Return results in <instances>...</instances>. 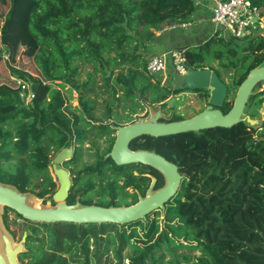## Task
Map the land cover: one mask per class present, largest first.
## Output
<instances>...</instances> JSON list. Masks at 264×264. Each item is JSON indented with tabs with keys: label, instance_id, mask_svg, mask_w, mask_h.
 I'll list each match as a JSON object with an SVG mask.
<instances>
[{
	"label": "trees",
	"instance_id": "obj_1",
	"mask_svg": "<svg viewBox=\"0 0 264 264\" xmlns=\"http://www.w3.org/2000/svg\"><path fill=\"white\" fill-rule=\"evenodd\" d=\"M252 2L264 16V0ZM19 11L25 12L26 34L35 42L28 58L36 63V75L2 63ZM194 14L193 0H0V181L20 193L52 197L57 188L48 170L52 155L73 147L64 163L73 167L68 205L78 200L81 206H131L146 195L151 178L145 174L156 178L154 191L161 189L165 178L157 170L142 164L120 167L105 158L115 129L92 123L120 108L132 115L166 106L167 100L188 91L161 85L149 75L145 54L157 32L190 23ZM186 57L189 69H209L220 79L233 73L231 81L240 85L263 65L264 37L239 48L232 40L212 36L186 48ZM86 67L92 71L80 81ZM73 91L77 106L66 99ZM100 106L104 110L97 118ZM231 107L225 102L221 109L228 112ZM238 128L154 138L175 151L204 154L179 169L188 176L182 175L163 211L123 225L25 221L20 229L29 232L28 251L22 258L26 264H109V250L115 247L118 264H264V158L251 163L245 159L264 151V128L255 130L258 140H243L240 152L234 144L243 135ZM103 138L104 152L77 168L85 143ZM212 146L220 153L211 152ZM130 148L144 149L135 140ZM157 149L158 154L164 150Z\"/></svg>",
	"mask_w": 264,
	"mask_h": 264
},
{
	"label": "water",
	"instance_id": "obj_2",
	"mask_svg": "<svg viewBox=\"0 0 264 264\" xmlns=\"http://www.w3.org/2000/svg\"><path fill=\"white\" fill-rule=\"evenodd\" d=\"M263 36L264 31H260L257 37ZM238 46L239 40H232ZM109 76V73H107ZM264 82V65L252 69L244 81L235 86L236 94L232 108L228 113L223 114L218 108L222 107L227 96L228 87L221 81L218 75L209 70L190 69L187 75L180 79L179 87L182 90H209L208 106L195 116L177 122L158 123L159 118L170 119L163 116L159 108L151 111V118L148 121L141 119L138 123L127 126L115 127L116 134L113 146L105 158H110L117 166H131L142 164L159 171L165 178V185L152 191L155 179L152 180L146 191L145 197H139L138 202L128 207H101V206H81L77 200L74 204L66 203L70 190L69 173L62 167V163L72 156V147L64 148L56 153L52 170L55 174L58 188L52 198L53 206L40 207L33 205L30 198H36L31 192L20 193L17 188L0 181V206L14 211L22 219L29 222L41 224L69 223V224H108L115 223L123 225L131 222H138L145 219L146 215L154 210H164V205L177 192L182 175L178 171L177 165L169 162L161 155L138 150L132 151L129 143L141 136L160 138L185 133L199 134L201 131L214 128H232L235 125L244 123L246 126L258 128L264 121V102L261 109V117L251 119L243 116L244 109L249 97L256 85ZM262 91V90H260ZM176 98H170L167 103L172 107ZM214 107H216L214 109ZM25 235L21 243L13 245L10 236L5 229L0 227V264H19L17 255L24 251Z\"/></svg>",
	"mask_w": 264,
	"mask_h": 264
},
{
	"label": "rangeland",
	"instance_id": "obj_3",
	"mask_svg": "<svg viewBox=\"0 0 264 264\" xmlns=\"http://www.w3.org/2000/svg\"><path fill=\"white\" fill-rule=\"evenodd\" d=\"M17 16V21H14L10 25L11 32L10 36L8 39V47H9V52H4L2 55V63L5 65L6 68L9 66L15 67V68H21L28 73L32 75H36V63L33 61V59L28 58L30 54H32V51L35 49V42L34 40L26 34V28H25V12L24 11H19V13L16 14ZM190 27L186 28H177L176 30H170L167 32H163V34H166V41H165V48L168 46V48H182V47H193L191 45H198L199 43H195L193 41V38H202L207 34L206 31V26L203 25H195L194 20H192ZM3 22L0 23V28L2 26ZM162 34V33H161ZM162 34V35H163ZM164 36V35H163ZM173 36V37H171ZM218 37V36H217ZM219 39H223V41H228L231 40L228 34H223L219 37ZM258 40V37L253 36L249 39H243L242 43L240 46L246 47L249 44H253ZM195 43V44H194ZM151 44V43H150ZM148 45L147 52H151L152 47L151 45ZM201 44V43H200ZM219 45V43H218ZM240 46H238L240 48ZM225 48V47H220ZM5 50V48L3 47ZM163 49V46H162ZM148 52V53H149ZM156 50L154 49V53ZM154 54H149V56H152ZM218 61H214L212 65L214 67L217 66ZM264 64V63H263ZM87 71H92L90 67H86L85 70L82 71V74L80 75L79 80L83 81L86 79L85 72ZM233 73H229L227 76L226 75H221L223 78V82H225L227 85L231 84V78H232ZM164 76L166 77V83L165 85L168 87L176 88L180 84V79L170 75V69L164 73ZM162 82V77L157 76L155 77ZM100 79V77H98ZM69 86L66 87L68 89ZM262 90V91H260ZM65 91V90H63ZM205 92V91H203ZM255 94L251 95L248 99L247 106L244 110V115L250 116L251 118H258L260 116V109L261 107V102H264V82L259 83L258 85L255 86L254 91ZM67 101L71 104V106H77V95L73 91L71 94V97L69 94H65ZM234 98V89L230 90V93L228 94V99L227 101L229 103H232ZM206 95L201 96V95H192L188 94L187 92H184L180 94L178 97V101L175 103L176 105V112L182 113L185 117H189L192 115V111H198L200 108H203V106L206 104ZM24 101L26 104L29 103L30 101V92L29 94L24 98ZM98 102H102V99H98ZM174 107V106H173ZM103 106L99 107V110L94 114L95 117H100L101 113L103 112ZM156 108V107H150L149 108V114L146 119H149L152 114L151 111ZM116 114L113 116L106 114V118H108V123H125L127 121V110H122V108L115 110ZM102 120V118H101ZM105 121L99 122V124H105ZM239 125H235L234 128H238ZM246 126L244 123L241 125L238 129L241 130L242 134L241 136H237L235 138V146L237 147V151L240 152L242 149V143L243 140L249 138L251 140H258V133L256 132L257 130L264 128V121L260 124V127L254 128V127H249ZM256 130V131H255ZM210 135V133H209ZM212 138V137H211ZM106 138H103L101 140H96V141H89L86 142L83 148L81 149V163L77 165V168H81L82 163H91L93 161V157L95 156L96 153L102 154L104 150L106 149ZM213 143L215 142V139L212 138ZM225 142H227V139H224ZM143 143V142H141ZM76 146L78 145L77 143H74ZM144 144V143H143ZM148 147H151V151L156 152L158 149L163 147L164 150L161 151V155H163L166 159H169L174 164H177L178 166H183L181 170H184L188 164H190L193 161H196L197 159L204 158V154H198V153H192V154H187L184 151H175L173 150L170 146H168L164 141H159L156 143H152L151 145H147ZM157 149V150H156ZM211 152L218 154L220 153L219 149L217 147L212 146ZM56 153H53L52 156H55ZM264 158V151L259 152L257 154H253L251 156L245 157L246 161L251 163L255 162L258 160V158ZM73 168L72 166L69 168H65L69 172V169ZM74 168V169H77ZM49 174L51 175L52 179L56 181L55 174L50 167L49 169ZM70 173V172H69ZM181 175H186V171L180 172ZM70 176V175H69ZM70 179V177H69ZM71 180V179H70ZM57 182V181H56ZM150 186V185H149ZM57 188H58V183H57ZM56 188V190H57ZM154 192V190L152 189ZM131 192V191H129ZM34 194V193H33ZM30 202L33 203V205L40 206V207H47V206H53L55 203L53 202V198L49 195H47L45 198H30ZM6 216V217H5ZM5 220L7 223H5ZM22 222L21 218H18L13 212L9 210H5L3 206H0V227L5 229V231L13 230L16 233L17 226ZM10 227L11 229H7V226ZM8 234V232H7ZM16 243V242H15ZM17 245V244H15ZM128 251V249H127ZM180 253H183L184 251H179ZM185 253V252H184ZM195 256H199V253H194ZM109 257H110V263L109 264H118V259L116 258L115 255V247H111L109 250ZM170 257H166V260L169 259ZM126 262V260H125ZM124 262V263H125Z\"/></svg>",
	"mask_w": 264,
	"mask_h": 264
},
{
	"label": "built area",
	"instance_id": "obj_4",
	"mask_svg": "<svg viewBox=\"0 0 264 264\" xmlns=\"http://www.w3.org/2000/svg\"><path fill=\"white\" fill-rule=\"evenodd\" d=\"M195 4L202 0H193ZM211 4L209 21L213 28V36L228 34L232 40L257 37L264 31V16L253 4L252 0H205ZM191 23H178L165 26L156 35L177 28L190 27ZM170 69V75L179 79L185 77L190 70L186 57V48L172 49L166 53L154 54L147 58L146 71L154 78L162 77L161 85H165L164 73ZM20 82H18L19 84ZM25 86H22L24 89Z\"/></svg>",
	"mask_w": 264,
	"mask_h": 264
},
{
	"label": "flooded vegetation",
	"instance_id": "obj_5",
	"mask_svg": "<svg viewBox=\"0 0 264 264\" xmlns=\"http://www.w3.org/2000/svg\"><path fill=\"white\" fill-rule=\"evenodd\" d=\"M264 65V64H263ZM221 81H223V78H221ZM225 83V82H224ZM226 84V83H225ZM227 85V84H226ZM235 86H238V85H234V83L231 81V84H230V88H229V85H227V87H228V91H227V96H226V98H225V101H224V104H225V102H228L227 101V99H228V94L230 93V89L232 88V89H234V98H235V94H236V88H235ZM203 91H205V92H203ZM254 91V90H253ZM209 90H206V89H204V90H195V91H190V90H188V94H192V95H201V96H204V95H206V104L203 106V108H200L198 111H195V110H193L192 111V115L191 116H189V117H185L182 113H180V112H176V105H175V103L178 101V97L180 96V94L178 95V96H176V97H174V98H176L177 100L174 102V104H173V106L172 107H169V105H168V103L166 102V106H162L161 104H159V105H154V106H151V107H157V108H159V111H160V113L163 115V116H169L170 117V119H165V118H159L158 120H157V122L158 123H169V122H177V121H182V120H185V119H189V118H191V117H193V116H195L196 114H198V113H200L201 111H203L204 109H205V107H207L208 106V98H209ZM184 93V92H183ZM182 94V93H181ZM234 98H233V100H234ZM168 101V100H167ZM248 102V101H247ZM262 103H263V101L261 102V107H262ZM224 104H223V106H224ZM232 105H233V101H232ZM222 106V107H223ZM246 106H247V103H246ZM222 107H220V108H218L223 114H226V113H228V112H223L222 111ZM149 108L150 107H148V108H145V111H143V112H141V113H136V114H132V115H128V112H127V121H125V123L123 124H121V123H108L107 121H108V118L107 119H105V120H103V121H105L106 123L105 124H111V127L112 128H114L115 129V127H122V126H127V125H129V124H132V123H138L141 119H143L144 121H148V119H146L145 117H147L148 116V114H149ZM216 107H214V109H215ZM232 108V107H231ZM246 108V107H245ZM245 110V109H244ZM260 111H261V109H260ZM108 114V113H107ZM151 114V113H150ZM108 115H110V114H108ZM131 116V117H130ZM244 116H247V115H244V112H243V116H242V118L244 117ZM260 116H261V112H260ZM106 117V116H105ZM250 117V116H249ZM151 118V117H150ZM178 118H181V119H178ZM251 118V117H250ZM251 119H255V118H251ZM102 121V122H103ZM92 124H99V122L98 123H92ZM105 124H102V125H105ZM115 124V125H114ZM240 124H242V123H240ZM239 125V124H238ZM115 134H116V130H115ZM115 134H114V136H115ZM136 141V143L137 144H139V145H142L143 147H144V149H140V148H138V149H131L130 148V145H131V142L132 141ZM134 140H132L130 143H129V148H130V150H132V151H138V150H145V151H150V152H153V151H151L150 149H151V147H148L147 145H151L152 143H155L154 142V138H150V137H145V136H141V137H138V138H136V139H134ZM141 142H143V143H141ZM147 144V145H146ZM133 146H136L135 144H133ZM137 148V147H136ZM72 149H73V147H72ZM72 152H73V150H72ZM154 153H156V152H154ZM158 154V153H157ZM73 155V154H72ZM107 155V154H106ZM159 155H161V154H159ZM80 156H81V153H80ZM162 156V155H161ZM55 157V156H54ZM54 157H53V159H54ZM72 157V156H71ZM106 157V156H105ZM162 157H164V156H162ZM165 158V157H164ZM71 159V158H70ZM69 159V160H70ZM166 159V158H165ZM167 160V159H166ZM68 161V160H67ZM169 161V160H168ZM66 162V161H65ZM65 162H63L62 163V167L65 169L66 167H65V165H64V163ZM169 162H171V161H169ZM172 163V162H171ZM52 164H53V162H52ZM174 164V163H173ZM136 165H138V164H135V165H131V166H127V167H134V166H136ZM175 165H177V164H175ZM177 167H178V171H179V173H180V170L179 169H182V166H178L177 165ZM51 168H52V166H51ZM69 168V167H68ZM152 168V167H151ZM71 169V168H70ZM70 169H69V172H70ZM152 169H154V168H152ZM68 172V171H67ZM68 172V173H69ZM159 172V171H158ZM135 174H137L136 173V171L134 172ZM160 173V172H159ZM69 175H70V173H69ZM146 176H148V177H150L151 178V183L150 184H152V180L153 179H155V183H156V178L151 174H145ZM70 180V179H69ZM57 181V180H56ZM70 183H71V181H70ZM155 186V185H154ZM149 188V187H148ZM153 190H154V188H153ZM140 197V196H139ZM22 220V222L20 223V224H18V226H17V230H16V233L13 231V230H9V231H7L8 232V235L10 236V238H11V241H12V244L13 245H15V244H19V243H21V241H22V238H23V235H25V241H24V251L23 252H21V253H19L18 255H17V262L19 263V264H26V262H27V259H25V258H22V254L23 253H25V252H27L28 250H27V247H26V239H27V235H28V231L27 230H24V231H21V224H25L26 222V220H24V219H21ZM7 229H11L10 227L9 228H7ZM16 242V243H15Z\"/></svg>",
	"mask_w": 264,
	"mask_h": 264
},
{
	"label": "crops",
	"instance_id": "obj_6",
	"mask_svg": "<svg viewBox=\"0 0 264 264\" xmlns=\"http://www.w3.org/2000/svg\"><path fill=\"white\" fill-rule=\"evenodd\" d=\"M210 9H211V4H209L207 1L202 0L200 2H198L197 4H195V14L193 17L194 20V24L195 25H203L206 26V31L207 34L202 37V38H193V41L195 43H204L205 41H207L209 38H211L213 36V28L212 25L209 21L210 18ZM163 34V33H162ZM160 34V35H156V37L154 38V40L152 41V43L150 44L152 49L151 52H147L145 55L146 57H150L149 54H159V53H166L169 52L170 50H172L173 48H168V46L165 48V41L166 39V34ZM173 37V36H171ZM231 39V38H230ZM194 43V44H195ZM163 46V49H162ZM194 46V45H191ZM190 47V46H188ZM188 47H182V48H188ZM154 49L156 50V52L154 53ZM174 49H180V48H174Z\"/></svg>",
	"mask_w": 264,
	"mask_h": 264
},
{
	"label": "clouds",
	"instance_id": "obj_7",
	"mask_svg": "<svg viewBox=\"0 0 264 264\" xmlns=\"http://www.w3.org/2000/svg\"><path fill=\"white\" fill-rule=\"evenodd\" d=\"M232 40V39H231Z\"/></svg>",
	"mask_w": 264,
	"mask_h": 264
}]
</instances>
